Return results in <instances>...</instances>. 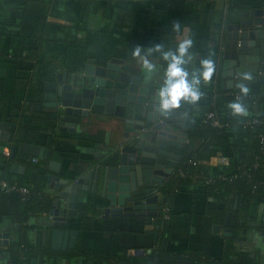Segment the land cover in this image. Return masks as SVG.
I'll return each instance as SVG.
<instances>
[{
    "label": "crops",
    "instance_id": "0c3cea01",
    "mask_svg": "<svg viewBox=\"0 0 264 264\" xmlns=\"http://www.w3.org/2000/svg\"><path fill=\"white\" fill-rule=\"evenodd\" d=\"M257 10H264V0H0V180L41 181L50 204L25 213L21 197L0 193V264H223L227 240L235 236L232 264H264V196L250 204L226 194L213 198L195 180L178 185L169 198L160 194L156 206L128 201L122 207L118 193L104 187L101 165L129 147L134 129L127 121H139L95 115L73 129L47 108V96L58 95L68 75L88 66L121 73L128 67L142 77L148 104L159 106L166 64L159 54L150 57L157 71L146 79L133 50L156 44L171 50L189 38L190 72L202 59L215 63L212 80L202 81L200 90L231 91L228 84L238 77L226 75L233 69L224 67L225 39L236 32L228 28ZM255 93L264 95V89ZM199 103L182 102L175 111H187L189 121L188 109ZM28 144L48 159L23 154ZM208 164L227 169L230 160ZM98 167L99 183L86 179ZM81 179L87 184L78 193L77 215L69 217L60 207L69 200L59 195L66 181Z\"/></svg>",
    "mask_w": 264,
    "mask_h": 264
},
{
    "label": "water",
    "instance_id": "95a60500",
    "mask_svg": "<svg viewBox=\"0 0 264 264\" xmlns=\"http://www.w3.org/2000/svg\"><path fill=\"white\" fill-rule=\"evenodd\" d=\"M245 17L250 20L230 26L228 31L235 30L236 33L234 36L227 33L225 39L227 55L224 67L226 70L233 69V72L226 75L238 77L228 84V90L239 88L242 84L257 86L264 83V10H257ZM229 50H233V56ZM115 69L88 66L84 72L68 75L64 85L59 88L58 95L47 96V108L57 111L53 119L59 121L60 125L73 129L95 115L121 118L123 121L130 116L136 122L139 121L138 125L127 121L128 128L134 129L133 141L129 147L101 165L106 169L104 187L108 192L118 193L122 207L128 201L140 208L143 205L156 206L160 201L161 190L166 185L165 180L172 174L175 163L180 160L177 152L188 142L185 137L178 135L184 131L189 114L187 111L175 110L166 113L160 106L148 104L146 95L149 90L142 85V77L131 75L128 67L123 68L122 73ZM163 119L171 127L161 126L159 123ZM172 125L179 132H172ZM21 151L30 159H48V153L36 145L21 146ZM100 167L86 179L91 178L99 183ZM52 179L48 180L49 188L54 187ZM66 182L68 184L61 189L63 192L59 198H65L69 202L60 203V207L66 209L67 216H76L78 193L87 182L83 179L75 184ZM82 190L86 191V187ZM116 198L114 196L113 201ZM81 214L85 215L84 212ZM230 219L231 214L225 222L228 232Z\"/></svg>",
    "mask_w": 264,
    "mask_h": 264
},
{
    "label": "trees",
    "instance_id": "16d2710c",
    "mask_svg": "<svg viewBox=\"0 0 264 264\" xmlns=\"http://www.w3.org/2000/svg\"><path fill=\"white\" fill-rule=\"evenodd\" d=\"M248 87L250 91L247 96H241L240 88L228 92L220 89L201 90L203 95L198 107L188 109L191 117L185 133L190 145L183 152V160L177 167L175 176L162 188L163 196L169 198L178 189V185L192 184L195 177L199 178L197 183L206 187L209 197L219 198L226 194L239 202L250 204L254 198L264 196V125H251L254 119H264V95L259 93L257 96L255 93L256 87L264 89V83ZM238 98L246 106L247 115H233L229 108V104ZM211 114L220 124L219 127L206 121ZM220 158L230 160L229 168L208 164ZM214 171L221 173L214 176ZM3 180L30 190L29 197L22 200L23 212L50 207L45 202L44 185L41 181L30 186L24 180L14 181L9 177ZM223 217L224 212H220L219 218L223 220ZM243 228H247L245 222L241 229ZM236 238L235 236L227 240L223 264H232L236 258Z\"/></svg>",
    "mask_w": 264,
    "mask_h": 264
},
{
    "label": "clouds",
    "instance_id": "9594fccd",
    "mask_svg": "<svg viewBox=\"0 0 264 264\" xmlns=\"http://www.w3.org/2000/svg\"><path fill=\"white\" fill-rule=\"evenodd\" d=\"M179 30V25H175ZM193 47L192 39L182 40L175 50H165L163 45L156 44L154 47L142 49L137 46L133 50V57L141 62L142 70L146 79H151L152 75L157 71V66L149 59L155 54H159L160 58L166 63L163 83L159 86L160 109L163 112H171L179 109L182 102L197 104L203 93L201 92V83H208L212 80L215 73V63L211 59L200 60L199 68H194L191 72L188 65L193 61L194 55L190 51ZM241 96L249 94L247 85H240ZM233 115H247L246 106L237 101L229 104Z\"/></svg>",
    "mask_w": 264,
    "mask_h": 264
},
{
    "label": "built area",
    "instance_id": "2783aa9c",
    "mask_svg": "<svg viewBox=\"0 0 264 264\" xmlns=\"http://www.w3.org/2000/svg\"><path fill=\"white\" fill-rule=\"evenodd\" d=\"M206 121L212 122V124L215 127H219L220 126V124L217 121H215V117H214L213 114L208 115ZM251 125L252 126H254V125H264V119H262V120L254 119L253 122L251 123ZM197 179H199V178L195 177V180H197ZM209 180H211V179H209ZM0 193L1 194H16L19 197H21L22 200H26L29 197V195H30V190L28 188L19 186L17 183L10 184L7 181L0 180Z\"/></svg>",
    "mask_w": 264,
    "mask_h": 264
},
{
    "label": "flooded vegetation",
    "instance_id": "af4514ba",
    "mask_svg": "<svg viewBox=\"0 0 264 264\" xmlns=\"http://www.w3.org/2000/svg\"><path fill=\"white\" fill-rule=\"evenodd\" d=\"M188 123V122H187ZM187 123H186V125H187ZM159 124H161V126H164V127H171V125H169L168 123H167V121H166V119H163V120H160V123ZM186 128V127H185ZM172 132H175L173 129H172ZM178 136H183V137H187V135H186V133H185V129H184V131L181 133V135H178ZM188 146L186 145L183 149H178V150H180L179 152H177V154L180 156V160H179V162L180 161H182L183 160V152H184V150L187 148ZM179 162H176L175 164V168H174V170H173V172H172V174H170L169 175V177L165 180V184L167 185L171 180H172V178L175 176V174H176V171H177V166H178V163ZM166 185H164V186H166ZM168 214H170V213H168Z\"/></svg>",
    "mask_w": 264,
    "mask_h": 264
}]
</instances>
